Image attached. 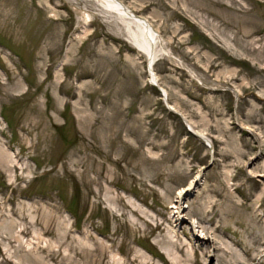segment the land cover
<instances>
[{
	"label": "rangeland",
	"instance_id": "374dc122",
	"mask_svg": "<svg viewBox=\"0 0 264 264\" xmlns=\"http://www.w3.org/2000/svg\"><path fill=\"white\" fill-rule=\"evenodd\" d=\"M122 1L172 52L158 86L100 2L0 0V211L30 228L5 264L47 248L62 263L45 264H93V237L103 264H264V59L248 44L264 45V0ZM17 247L0 237V263Z\"/></svg>",
	"mask_w": 264,
	"mask_h": 264
},
{
	"label": "bare ground",
	"instance_id": "6f19581e",
	"mask_svg": "<svg viewBox=\"0 0 264 264\" xmlns=\"http://www.w3.org/2000/svg\"><path fill=\"white\" fill-rule=\"evenodd\" d=\"M98 2H100L101 4H103L107 9H110L113 12H116L117 14H119L123 20L128 24L130 33L132 35V38L130 40V43L141 53H143L144 55H150V54H154L153 56V61H155L157 54L159 52H163L165 54H171L172 52L170 51L169 48H166L165 46V38L163 37V35L161 34L160 30L157 29L156 27H154L153 23L147 18V17H142L145 20L142 21L141 19H135V17L131 14H129L126 10H124L123 6L121 3L117 2L116 0H96ZM121 2H123L122 0H120ZM124 3V2H123ZM125 4V3H124ZM128 6V5H127ZM129 7V6H128ZM130 8V7H129ZM131 12H133L134 14L137 15V13H135L131 8H130ZM53 16H57V13H53ZM248 44L251 46L250 48L257 51V54L259 55V59H264V45L258 47V46H253V42H248ZM172 55V54H171ZM150 75H151V82L155 83L158 82L156 74L154 73V71L150 70ZM191 75L193 77H197L192 71H191ZM58 77V75H56ZM165 93L167 94V91L164 90ZM250 95H252L254 97V100L256 102H258L259 100L263 99L261 97V95H258L257 93H255L254 91H250L249 93ZM167 97V95H166ZM168 103V101H167ZM170 106V105H169ZM172 109H174V106L171 105L170 106ZM195 130V129H194ZM197 133L201 134L204 136L203 132L197 131L195 130ZM210 144L212 145V142L209 141ZM4 152H7L4 150ZM4 157L2 156V150L0 149V163H5L7 161V159H3ZM200 176H196L192 182L184 187V189L182 191H180L178 199L175 200V205L172 206V208H175L176 211H174V215L172 216L175 219V222H180L182 221V212L185 209V206L182 205V199H184V195H186L189 191V189L192 188V185L195 183L197 184V179H199ZM184 192V194H183ZM0 204H4L2 200H0ZM3 208V206H2ZM22 206L19 208L20 212L22 213ZM133 212V214H135L136 216H138L139 218H143L146 219V217L142 214H139V211L137 209H132L131 210ZM15 214L9 210L8 213H5L4 211H0V219H1V223H0V237L3 240H6L8 242V244H10L12 247L15 246V244L17 243L18 247L15 250V252H8L5 251L6 253V257L5 260H3L0 264H5L7 261L12 260V258L16 257V252L18 251L19 247L23 246V240L22 237H24L25 235H27L30 232V228L25 225V223L21 221H18L17 218L14 216ZM20 218V217H19ZM30 218V216H29ZM147 221H149L148 219H146ZM198 219H194L191 221V230L193 235H196V238H204L205 237V233L204 236L199 235V228H201V226H199V221H197ZM201 233H203V230H200ZM94 240V244H93V248H92V252H93V264H103V260L105 258L108 257L109 255V251L111 246H107V244H105V242L100 241L97 237H93ZM171 242L174 243V248L176 250V252H180L181 248H183V245H179L173 238H170ZM15 243V244H14ZM44 249V248H43ZM46 250V249H45ZM47 251H49L46 254L47 256H50V259H53L56 263H62V260L59 259L60 257V248L58 249H50L47 248ZM192 252H194L193 254V259L192 257L189 259L191 263L193 264H199V260L197 259V252L196 250H193ZM45 256L43 257L42 255H38V254H31V253H26V255L19 257L18 261L16 264H45ZM146 259V257H145ZM27 262H26V261ZM137 258H129L126 257L125 258H121L119 261H116V264H127V263H136ZM188 260L187 259H181V255L179 257V259L176 261L177 264H188L186 263Z\"/></svg>",
	"mask_w": 264,
	"mask_h": 264
},
{
	"label": "water",
	"instance_id": "95a60500",
	"mask_svg": "<svg viewBox=\"0 0 264 264\" xmlns=\"http://www.w3.org/2000/svg\"><path fill=\"white\" fill-rule=\"evenodd\" d=\"M117 2H119V3H121L122 4V6H123V8H124V10H126L129 14H131V15H133L134 17H135V19H141L142 21H144L145 19L144 18H142V17H144V16H142V15H139V14H134L133 12H131V10H130V8L126 5V4H124L123 2H121L120 0H116ZM153 56H154V54H150L149 55V59H150V63H154V61H153ZM152 64L150 65V68H152ZM162 88L160 87V89L159 90H161ZM161 92H162V95H163V97L165 98V99H167V97H166V94L163 92V90H161ZM164 99V100H165ZM171 108V107H170ZM172 109V108H171ZM186 126H187V128H188V130H189V132H191L192 134H195V135H197L198 137H200L201 139H203L204 140V142H205V144L209 147V148H212V145L210 144V140L204 135H201V134H199V133H197V132H195L193 129H191V127L188 125V124H186Z\"/></svg>",
	"mask_w": 264,
	"mask_h": 264
},
{
	"label": "trees",
	"instance_id": "16d2710c",
	"mask_svg": "<svg viewBox=\"0 0 264 264\" xmlns=\"http://www.w3.org/2000/svg\"><path fill=\"white\" fill-rule=\"evenodd\" d=\"M188 135H192L190 132H188Z\"/></svg>",
	"mask_w": 264,
	"mask_h": 264
}]
</instances>
